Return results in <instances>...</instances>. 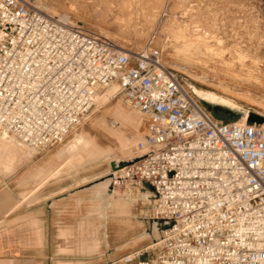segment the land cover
Segmentation results:
<instances>
[{
    "label": "built area",
    "instance_id": "2783aa9c",
    "mask_svg": "<svg viewBox=\"0 0 264 264\" xmlns=\"http://www.w3.org/2000/svg\"><path fill=\"white\" fill-rule=\"evenodd\" d=\"M115 82L146 126L111 183L150 185L148 217L163 227L156 252L103 264H264V124L214 116L157 48L123 50L29 0H0V139L60 143Z\"/></svg>",
    "mask_w": 264,
    "mask_h": 264
},
{
    "label": "rangeland",
    "instance_id": "374dc122",
    "mask_svg": "<svg viewBox=\"0 0 264 264\" xmlns=\"http://www.w3.org/2000/svg\"><path fill=\"white\" fill-rule=\"evenodd\" d=\"M29 1L43 11L64 14L68 20L110 37L123 50L159 49L163 62L199 97L236 106L235 110L211 109L218 118L235 119L239 117L233 113L245 115L251 111L264 116V109L257 104L224 94L217 86L221 82L237 92L264 98V0ZM192 26L198 27L203 35H211V47L223 53L224 59L235 62V70L239 67L237 55L241 54L243 62L259 78L239 84L215 62L210 64L213 71H202L208 77L201 79L198 66L173 57L179 53L180 33L193 37ZM205 55L192 54L203 60L207 59ZM109 88L107 97L95 102L88 115L60 143L44 150H31L11 138L0 139V165L6 171L15 170L16 184L23 189V196L52 180L67 181L68 185L89 183L94 187L87 195L88 210L94 216L79 221L77 230L81 250L78 253L64 250L62 257H58L64 262L58 264H103L135 249L146 247L150 253L158 250L155 241L163 223L148 217L149 202L128 185L112 186L110 179L123 163L140 155L136 143L145 132V118L125 101L119 83ZM120 173L117 171L115 175ZM72 255L74 262H67Z\"/></svg>",
    "mask_w": 264,
    "mask_h": 264
},
{
    "label": "crops",
    "instance_id": "0c3cea01",
    "mask_svg": "<svg viewBox=\"0 0 264 264\" xmlns=\"http://www.w3.org/2000/svg\"><path fill=\"white\" fill-rule=\"evenodd\" d=\"M4 168L0 165V264H58L64 250L78 253L79 221L94 216L87 197L94 187L52 180L23 196L15 170ZM131 188L152 204L150 185Z\"/></svg>",
    "mask_w": 264,
    "mask_h": 264
},
{
    "label": "bare ground",
    "instance_id": "6f19581e",
    "mask_svg": "<svg viewBox=\"0 0 264 264\" xmlns=\"http://www.w3.org/2000/svg\"><path fill=\"white\" fill-rule=\"evenodd\" d=\"M58 2V1H57ZM61 2H59L58 4H60ZM66 3V2H65ZM64 3V4H65ZM69 3H71L69 1ZM74 3V2H73ZM55 4V3H54ZM62 4V3H61ZM66 5V4H65ZM69 5V4H67ZM66 5V6H67ZM62 6V5H60ZM76 6V5H75ZM78 7V6H77ZM64 8V7H63ZM66 8V7H65ZM80 9V8H79ZM66 10H69L66 8ZM75 10V9H74ZM52 11V10H51ZM50 12V11H49ZM54 13V11H52ZM51 12V13H52ZM71 12V11H70ZM78 12V11H77ZM59 13V12H58ZM61 17L63 19H67V16L66 15H61ZM179 26V25H178ZM177 26V27H178ZM184 27L187 26V23H186V26L183 25ZM182 27V28H184ZM188 28V26H187ZM179 29V27H178ZM185 29V28H184ZM184 29H180V30H184ZM189 29V28H188ZM192 29V30H191ZM191 35H193V37L189 36L188 34V37L187 35L185 36V34H182L180 33V38H182V42L180 43L179 45V50L177 52L179 53H175V55L173 56L174 58H178L180 61H182L183 63H188L189 65L190 64H194V66H198L200 69H201V72L204 71V70H208V71H213L214 67H212L210 64H215V62H218L220 63L224 69H223V72L230 76V78L232 80H235L237 83L241 84L243 82V80H246V81H250V80H254L259 77V75L256 76V71L253 72V68L251 66H248L247 64H245L243 62V59H244V56H241L240 55H237L239 56V67H238V70H235L234 69V63L232 60L229 61V60H226L224 59V56H223V53H220V52H217L213 47H211V45L209 44V39L211 38V35H208V34H201V30H199L198 27H195V26H192L191 27ZM179 30V31H180ZM177 31V32H179ZM184 32V31H183ZM182 32V33H183ZM175 36V35H174ZM177 36L178 33H177ZM176 36V38H178ZM175 38V37H174ZM217 41L220 42V39L217 38ZM217 43V42H216ZM195 52H199V53H204L206 54V60H203L202 58L200 57H194L192 56L193 53ZM173 58V59H174ZM237 59V58H236ZM257 61V60H255ZM237 62V61H236ZM217 63V64H218ZM255 63V62H254ZM257 68V67H256ZM182 71V69H181ZM190 72V70H189ZM259 73V72H258ZM190 74V73H189ZM187 75V74H186ZM197 76V75H196ZM206 73L205 72H202V75L199 76L201 79H206ZM208 77V76H207ZM200 80V79H199ZM201 80V81H203ZM208 80V79H207ZM259 80V79H258ZM242 81V82H241ZM241 82V83H240ZM253 82V81H252ZM255 82V81H254ZM245 83V82H244ZM259 83V82H258ZM212 85V83H210ZM217 84V83H216ZM215 84V85H216ZM243 84V83H242ZM261 84V82H260ZM248 85V83H247ZM257 85V84H256ZM113 86V84H112ZM219 86V89L222 93L224 94H227L229 96H232L234 98H237V99H242V100H245L247 102H251V103H255L257 104L258 106H260L262 109H264V98H256V97H253L251 96L248 92H237L236 90L232 89V88H229L227 85H224L222 84L221 82H219V84L217 85ZM238 86V84H237ZM240 86V85H239ZM243 86V85H242ZM110 87V86H109ZM109 87L101 90L100 92H98L97 96H96V101L95 102H101L103 100V98H106V90L110 89ZM200 89V88H199ZM114 90H115V86H114ZM203 90V89H202ZM193 91V90H192ZM248 91V90H246ZM194 92V91H193ZM195 93V92H194ZM195 95L197 96V98L202 101L203 103H205L206 105L212 107V108H215L217 110H221V109H230V110H235L236 109V106L234 105H230L228 103H221V102H217L215 100H212V99H205L203 97H199L196 93ZM241 101V100H240ZM246 102V103H247ZM250 103V104H251ZM241 117H244L245 118V115L243 114ZM135 122V121H134ZM137 122V121H136ZM133 123V122H132ZM134 125V124H133ZM136 125V124H135ZM142 137V136H141ZM101 155V154H100ZM96 157V155H95ZM99 157V156H98ZM95 159V158H94ZM115 172V171H114Z\"/></svg>",
    "mask_w": 264,
    "mask_h": 264
},
{
    "label": "water",
    "instance_id": "95a60500",
    "mask_svg": "<svg viewBox=\"0 0 264 264\" xmlns=\"http://www.w3.org/2000/svg\"><path fill=\"white\" fill-rule=\"evenodd\" d=\"M189 86V85H188ZM190 88V87H189ZM191 89V88H190ZM192 90V89H191ZM194 93V92H193ZM205 104V103H204ZM206 105V104H205ZM207 109L209 111H211V109H213V112H216L217 109L215 108H212L208 105H206ZM223 110V109H221ZM224 110H230V109H224ZM235 116L239 117V118H242L241 116L242 115H239L237 113H233ZM245 118L247 121L249 122H255V123H258V124H264V116L262 114H259V113H256V112H247V114H245Z\"/></svg>",
    "mask_w": 264,
    "mask_h": 264
}]
</instances>
